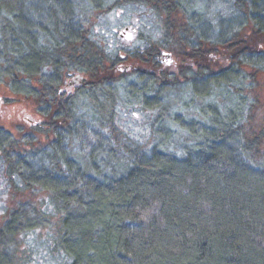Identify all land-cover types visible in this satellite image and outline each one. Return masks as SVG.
Segmentation results:
<instances>
[{
	"label": "trees",
	"instance_id": "obj_1",
	"mask_svg": "<svg viewBox=\"0 0 264 264\" xmlns=\"http://www.w3.org/2000/svg\"><path fill=\"white\" fill-rule=\"evenodd\" d=\"M102 1L0 0V84L36 101L43 125L32 130L51 136L20 150L0 128L9 182L47 192L66 264H264V127L249 130V95L240 94L249 86L245 67L264 72V0H209L201 13L190 9L195 0H133L163 16V32L127 52L152 65L131 69L129 84L124 74L98 75L104 61L122 60L85 34ZM215 3L222 12L210 15ZM160 47L183 60L185 90L211 101L176 134L153 127L158 141L146 149L119 127L115 108L127 94L168 118L167 94L179 83L160 67ZM219 50L228 62L215 69ZM66 70L90 76L70 93ZM47 215L30 203L9 211L0 264L12 262L14 236Z\"/></svg>",
	"mask_w": 264,
	"mask_h": 264
},
{
	"label": "rangeland",
	"instance_id": "obj_2",
	"mask_svg": "<svg viewBox=\"0 0 264 264\" xmlns=\"http://www.w3.org/2000/svg\"><path fill=\"white\" fill-rule=\"evenodd\" d=\"M190 1L193 3V0ZM188 3L189 7L190 2ZM204 4L213 5L209 0H195L190 9L201 13ZM222 9L221 4L215 3L210 7V15L222 12ZM84 29L87 38L92 39L107 54H119L122 58L113 66L109 60L104 61L103 69L98 70V75L105 77L108 73L124 74L127 78L126 82L129 84L132 82V77L129 76L131 69L146 70L151 69L152 65L143 63L136 58L127 57V52L134 49H145L151 42L156 44L163 32V16L161 17L150 5L141 1L104 0L93 11L92 16L86 20ZM242 34L246 36L247 40L250 39L249 24L243 26ZM158 52L160 55H164L159 58L160 67L166 70L169 75L175 76L179 83L176 87L177 92L171 91L167 94L169 96L168 103L172 106L169 107L168 118H158L157 108L145 107L127 94L122 96L115 108V118L118 120L119 127L126 130L127 135L132 136L137 142L142 143L146 149L158 141L155 135L156 129L153 130L154 136H152L151 129L153 127L158 128L159 125L168 124L172 126L173 133L176 134L184 126L183 122L192 119L200 121L203 116L201 108L211 101L206 96L202 99L198 95L189 94L182 86L184 82L178 72L184 65L181 58L176 56L173 51L163 47H160ZM211 57V65L215 69H219L227 64L229 56L225 51H221ZM244 71L248 76L246 82L249 86H244V90L240 94L249 95L250 101L247 106L250 107L251 115L245 124L249 126V130L253 134H258L261 129L259 127H264L262 123L264 120V72H254L247 67L244 68ZM89 76V74L77 70H66L62 74V86L65 87L66 92L71 93L81 84V81H87ZM38 125H43V116L38 110L36 101L30 97L14 94L6 85L0 84V128L13 135L20 145L18 149L39 148L48 142L50 135H47V138L45 134L32 130V127ZM31 131L34 142L30 146L26 140H30L28 135ZM162 131H158V133ZM115 134L117 133L115 132ZM94 156L93 160L98 159L97 155ZM16 182L20 185L19 181L16 180ZM23 203H30L37 209L47 211L48 223L37 228L24 229L14 236L11 243L13 255L10 264H66L65 255L55 248L59 213L50 209L47 192L24 186L16 188L7 178L6 164L0 155V224L7 218L11 209Z\"/></svg>",
	"mask_w": 264,
	"mask_h": 264
},
{
	"label": "water",
	"instance_id": "obj_3",
	"mask_svg": "<svg viewBox=\"0 0 264 264\" xmlns=\"http://www.w3.org/2000/svg\"><path fill=\"white\" fill-rule=\"evenodd\" d=\"M164 55H162V57H163Z\"/></svg>",
	"mask_w": 264,
	"mask_h": 264
}]
</instances>
